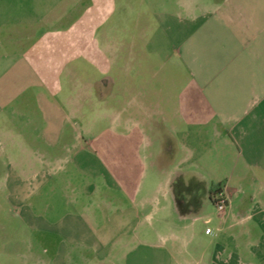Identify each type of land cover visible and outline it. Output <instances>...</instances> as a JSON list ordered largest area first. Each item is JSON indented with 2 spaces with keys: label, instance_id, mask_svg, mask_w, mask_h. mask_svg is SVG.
Listing matches in <instances>:
<instances>
[{
  "label": "crops",
  "instance_id": "0c3cea01",
  "mask_svg": "<svg viewBox=\"0 0 264 264\" xmlns=\"http://www.w3.org/2000/svg\"><path fill=\"white\" fill-rule=\"evenodd\" d=\"M139 2L160 10L118 48L96 33L98 75L43 66L65 0H0L5 211L48 264H264V0Z\"/></svg>",
  "mask_w": 264,
  "mask_h": 264
},
{
  "label": "rangeland",
  "instance_id": "374dc122",
  "mask_svg": "<svg viewBox=\"0 0 264 264\" xmlns=\"http://www.w3.org/2000/svg\"><path fill=\"white\" fill-rule=\"evenodd\" d=\"M65 1L67 3L64 8L66 14L64 19L65 25L61 31V33L65 34L64 40L61 41V51L50 50L44 52L45 55L42 59L43 66L55 67L58 64V59L61 62L67 61L68 64H73L77 61L86 70L93 71V73L96 71L98 75H101L106 70V65L100 58L93 56L95 52L93 40L96 33L98 32V35H103L104 38L109 40L107 42L110 45L118 48L121 45L119 43L123 41L125 36V30L131 31L132 39L136 36L138 39L140 30L144 26V21L146 20L147 25L152 23L151 18L160 10L157 6L155 7L156 4L151 8L147 7V10H145V8L141 7L139 0H132L135 3H133L134 5L131 9L124 8L123 3L125 0ZM149 1L147 0V2ZM171 10L168 8L169 12ZM135 27L137 28V33ZM51 32L52 34L54 33L53 30ZM138 42L140 43V40ZM23 59L26 62V57H23ZM179 81L181 83L180 79ZM87 116V119L81 122V128H90L92 130L90 112H88ZM107 124L105 120L100 119L95 121L93 130L97 131V133L104 132ZM101 156H105V153H102ZM84 162H86V158ZM90 162L93 165L96 163L91 158ZM1 171L3 170H0V176H3L4 173ZM3 182H5V178L0 179V264H48L43 255L37 249H33L32 237L24 227H21L14 217L16 210L13 211L12 218L6 213V205L13 204V202L11 200H3L5 196L3 194L8 192V185L6 186ZM207 210H214L213 202L212 205L207 207ZM193 229V232L188 234L189 237L194 235L189 252L194 259L198 260L206 242L203 236L204 225L202 221H196Z\"/></svg>",
  "mask_w": 264,
  "mask_h": 264
},
{
  "label": "built area",
  "instance_id": "2783aa9c",
  "mask_svg": "<svg viewBox=\"0 0 264 264\" xmlns=\"http://www.w3.org/2000/svg\"><path fill=\"white\" fill-rule=\"evenodd\" d=\"M212 202L214 204L216 212L219 215L224 213V211H225V209H226V207L228 206V203H229L228 199L226 198V196L222 192L216 193L212 197ZM205 234L206 235H210L211 234V230L209 228L205 229Z\"/></svg>",
  "mask_w": 264,
  "mask_h": 264
},
{
  "label": "trees",
  "instance_id": "16d2710c",
  "mask_svg": "<svg viewBox=\"0 0 264 264\" xmlns=\"http://www.w3.org/2000/svg\"><path fill=\"white\" fill-rule=\"evenodd\" d=\"M219 192V187L218 186H212L210 189H209V198L210 200H212V197Z\"/></svg>",
  "mask_w": 264,
  "mask_h": 264
}]
</instances>
